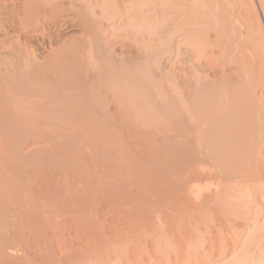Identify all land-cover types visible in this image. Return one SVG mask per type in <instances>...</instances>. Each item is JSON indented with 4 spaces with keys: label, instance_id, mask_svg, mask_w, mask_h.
<instances>
[{
    "label": "rangeland",
    "instance_id": "374dc122",
    "mask_svg": "<svg viewBox=\"0 0 264 264\" xmlns=\"http://www.w3.org/2000/svg\"><path fill=\"white\" fill-rule=\"evenodd\" d=\"M6 1L7 0L3 2V0H0V23L2 22L3 24L2 23L1 24L5 28L9 27L7 28V30L9 31L8 33H11V34H8L9 36L8 41H10V43L13 44L15 43V40L18 41L17 39L19 38V42H21V44H23V42L30 44L31 47H33L35 51V55L38 59L37 64L38 62L39 63L41 62L39 65L43 67L42 69H44V72L46 73V74L45 73L43 74V70H42L36 74V79H37L36 87L37 89H43L44 92L46 91L45 93L46 95L44 96V94L41 95L37 93L35 100H34L35 106L34 105H33L34 107L32 106V109H33L32 118L33 119H32L31 129H32V136H33V143H32L33 146L31 147L32 157H31L30 162H31V165H33L32 169L34 167L33 180L35 179L36 181L35 180L34 181L37 182V184L34 183L35 189L33 187L34 189L33 198L35 197V194L37 198H35L36 201L33 199V201L35 202H32L30 207L32 208V205L34 206L37 205L39 207L40 206L39 204L42 201L41 206H40V208L42 209L43 198L41 197L45 196L46 198H48L47 202H50V205L48 204L49 208H51V212H49V215L51 213L50 216L53 218V220L56 221V225H55V221L50 219V216H48L49 219L53 221L54 228L51 224L52 223L51 221H50L51 223H49V226L52 230L53 236L54 235L55 236L52 237L51 231H49L50 233L48 232V235L49 234L50 235L48 237L49 238L48 240L52 243L50 244V242L47 241V243L44 244L40 233L36 234L39 230H40L39 232H41L40 225L35 224L36 223L35 221L39 219V216L37 215L40 214L39 212H41V209L35 207L37 210L34 211L35 212L34 214H37L38 212V214L36 215L38 219H36V217L34 218V214H32L31 211H28V209L27 211L22 209L25 206H27L26 201L25 203L23 202L24 204L22 203V206L23 205L24 206L19 208V209H22V211H20L21 213L18 211L20 213V214L18 213V217L20 215L19 218L21 219V222L23 223H22V226H20L21 222H19V226L17 225V228H16L17 233L19 234L23 233L21 234V236L26 235L24 236L23 240L25 239V242L27 244L24 242V245H23L24 249L22 250L23 251L26 250V252L28 251L26 254H29V256L34 257L35 255L36 257L38 255L41 258V255L39 254L43 251L42 249L43 248L45 250L47 249L46 254L48 255L49 264L50 262L52 264V262H56V261L57 262L53 264H166L167 262H168L167 264H170L171 260H172L171 264L173 263L174 264H201V263L202 264L204 263L205 264H219L223 262H224L223 264H226L227 261H228L227 262L228 264L232 261V259H234L235 261L236 260L239 261L238 258L241 259L242 257L243 258H242L241 263L243 262L244 264L245 263L246 264L247 263L248 264H255V263L259 264L260 262L258 261L261 258H262L261 260L264 259V256H263L264 255V237H261V236H264V234L262 233L264 232V230L262 229V231L259 232L261 230L260 228L264 227V183H262L261 185L259 183L258 185H260L261 188L257 189L255 191L256 193L255 192L253 193L254 196L252 198L249 197V199L247 200V203H249L250 200L252 202V203L250 202V206H249L250 208L245 209V213L247 217L246 216L244 217L245 215L244 214L243 216L238 217V219L236 218L237 222L240 224H242L243 221L247 218V220H245V222L247 221L246 222L247 224L244 222L245 224L243 223L241 228H238V229L236 228L237 230H234V227L231 228L232 226H234L232 223L234 224L237 223V222H234L235 218H234V221H232V223L228 222L226 224H223V227L225 225V227L223 228L220 223L221 219L217 218L216 215L214 216L209 215L212 218L214 217V219H211L208 216H206V218L205 216H198L199 214V213L197 214L198 212L197 209H199L197 207L198 205L196 206V204H194L195 202L191 198H190L191 199L190 201L189 197L184 195L185 192L179 189L181 188L182 185H184L182 186V189L183 187L188 185L187 180L186 182L185 181L182 182L181 179L180 181L175 180L176 179L175 176L180 171L177 170L176 165L178 164H176L177 162L176 155L174 156L175 150L177 149H174L173 147L177 148L176 146L178 145H177L176 138L174 139L173 135H170V134L175 131L172 129H175L176 125H174L175 124L174 122H175V119L177 118L176 124L178 123V118H179L178 114L180 113V109L178 108L177 103H176V97H175L176 91L174 90L175 86L176 84H179L180 81H185V80L189 81V79L192 82V85L195 86V88L194 86L193 87L191 86L192 89H194L197 92L196 93L195 91H193L195 92L194 95L199 96V97L195 96L198 100V101L196 100L195 102L199 104V106L196 105L195 108L198 107L197 110L200 109L201 113L202 111H204L203 104L207 103L206 105H208V101L206 103H202L203 101L205 102V99L208 100V96L209 98L214 97L213 99L215 100H221L222 98L221 100L222 111L221 112L222 113L224 112L223 118H225V116L228 117L231 115L230 117H228V120L225 119L226 121H229V122L224 121L225 123H227V124L224 123L225 124L224 126H226V128L229 129L227 130L226 134L223 136L224 138H222L225 141L227 140V138L229 139V137L232 136V134H230L231 131L233 132L236 131L235 128L237 126L236 125L232 126V123H231L232 121L233 122L235 121V119H232V116H234L235 111L233 110L234 108H231V107L233 106L239 107L238 102L235 104V101L236 100L239 101L241 99L243 100L244 98L242 97V94L244 95L246 100L249 102L250 106L248 107V109H250V111L253 112L254 116L256 115L254 118L258 122L257 117H260V114H262L263 112L258 111V108H256L255 106L257 111L260 112L259 114L256 113L255 108H253V105H255V103L257 104V102L255 103L252 102V97H251L252 93H249V92L250 90H252L253 92V87L256 85V81H258V79L261 80L262 74H263V71L259 70L261 69V65L256 63V61L253 62L254 60H252V58L256 59V57L252 56V53L256 54L258 52L257 49L259 50L262 46H264L263 45L264 44L263 43L264 42L263 40L264 39V36H263L264 35V0H184V1L183 0L181 1H178V0H52L53 4L51 3V0H49V3H51L52 5L51 8H49L50 6L47 8L48 1L42 0V3L46 2L47 5L46 7H44L45 5L41 3L43 6L40 4L41 6L39 5V7L40 8L43 7V10L47 8L45 9V12H47L48 10V12L46 13L47 17H49L48 16L49 10L52 11L50 14H52L53 17L48 18V19H51L52 21L50 20L51 23L47 24L48 26H46L45 24L44 28L47 27L46 29L42 28V26L41 27L39 26L38 30L36 28L37 31L36 30L35 31L36 32L39 31L40 33L37 34L34 31L33 35L30 34V32H29V35L28 33L26 34V31H23L25 33L21 32V29L23 27H21L22 25L19 24L20 22L19 20H21L19 18L23 17L21 16L23 11L21 10V7H20L22 5V1L13 0L14 3L11 0H8L7 2ZM6 6L8 8L10 7L9 9H11L14 6L15 7L18 6L16 8L17 10L15 14L19 12L16 17V18L19 17L18 18L19 20L16 21L15 15H14V18L10 17V15L12 16V14L8 15L9 14L7 12L8 10L4 11L3 8H7ZM34 15H35L34 20H35L36 19L35 17L37 16L36 14ZM8 19L14 20V22ZM7 20L9 21V23H7L8 22ZM39 20L40 19H38L37 17L38 23L40 22ZM13 23L17 24V26L16 24L15 26L18 27V29H19V26L21 25L20 30H18L15 26H13L14 25ZM35 23L36 21L34 22V24ZM39 24L42 25V21ZM220 26L221 28L219 29ZM11 28L15 29L14 32H13V29ZM225 29L226 31L228 30L229 33L226 32ZM40 30L44 31L43 35L45 37L42 36V33ZM34 33L37 35H35ZM214 34H218V35H214ZM10 36L14 40L11 39ZM26 36L30 37L28 40L31 39L30 42H32V44L29 43L28 40H25L27 39ZM219 37H222L220 38L221 41L220 39H218ZM205 40L210 41L209 45H211L214 42L213 40H215L214 45L212 44V46L214 47L212 48V50L214 49L213 50L214 55L217 54V56L218 54H220V50L218 48L222 47L221 49L223 48L225 49V47H228V46L230 47V48L229 47L226 48L225 50L227 52V49H229L228 54H230L233 57V59L230 56L231 57L229 61L230 64L225 63V74H224V78L221 79V81L220 80L214 81V78L217 75L215 73L219 70L218 65H220V63L217 62L218 61L217 58L214 59L213 57H211L209 59L206 56L205 57L202 56L203 57L202 59V57L198 55L199 52H202V47H200V45L202 44V42L204 43ZM222 40H224V42ZM251 41L253 42L254 46L251 44L252 43ZM19 42L18 44L20 45ZM209 45H207L208 47L206 46V48L208 51L209 50L211 51V48H210L211 46L209 47ZM232 50H234V52ZM229 52H232V53H229ZM18 59L19 60L21 59L19 61L20 63L25 62V60L23 61L22 58H18ZM205 59H206V63H205ZM211 60L212 62H210ZM232 60L234 62H232ZM207 62H210V63H207ZM237 62L239 64H237ZM214 66L216 67V69ZM44 67L47 68L46 71ZM213 70L215 71V73ZM185 77L186 78L192 77V78L185 79ZM225 78L227 79L225 80ZM122 80H124V82H122ZM136 81L140 85L137 84ZM106 82L107 84H105ZM119 82H120V85H119ZM216 82L218 83L215 84ZM109 83L111 87L113 86L112 88L109 87L108 85ZM127 83H130V84L132 83L131 84L132 87L129 86L130 84L128 85ZM125 84H127V86H124ZM135 84H137V86ZM253 84L255 85L252 87ZM134 85H135V88H133ZM261 85H262L261 86L262 88L264 84H261ZM124 87H126L127 90ZM129 87L132 89L130 90ZM241 87H244L243 88L244 92L242 91ZM249 87L252 89H250ZM256 88H257V85H256ZM256 88H254V91L256 90ZM110 89H113V90H110ZM257 89H260V85L258 86ZM137 90L139 91L137 92ZM236 90L240 92H236ZM111 91L112 92L114 91V92L112 93ZM131 91L133 92L134 95L132 94ZM232 91H234V93H232ZM228 92H229V95H228ZM128 93L129 95H127ZM139 93L141 96L138 95ZM231 93L232 95L235 94L234 97L231 95ZM238 94L241 95V98L239 97ZM46 96H48L49 98L47 97L45 99ZM138 96L139 98L142 97V99H140L141 102L139 101ZM252 96H254V93L252 94ZM132 97H137L138 100H133L135 101V103L133 101L131 103V99H133ZM165 97L167 98V100ZM237 98H240V99H237ZM36 100L39 102H37ZM48 100L53 101L52 102L53 104H51ZM127 101H128V104L129 103L131 104L128 105ZM244 101L245 99L242 101V103H248ZM159 102L161 103V105H159L160 104ZM223 103H225L224 107H223ZM227 104H229L228 106L230 108L226 106ZM162 105H164V108L165 107L166 108L163 109ZM244 106L245 104L243 105V107ZM209 107H210V99H209ZM169 108H172V109H169ZM175 108H178L179 110ZM205 108L208 109V107H205ZM239 108H241V103H240ZM166 109H168V111H165ZM210 109L211 107L209 108V110ZM231 109L233 111L230 112V115L229 113L227 114V111L229 112L231 111ZM236 109L237 108H235V110ZM245 110H247V107ZM248 111L247 113L249 114L250 111L249 112ZM205 112L206 113H203V114L207 115L206 110ZM168 116L169 118L174 119V120L170 121V119H168ZM245 116L247 118L246 120L248 121L250 120L249 121L250 123L251 121L253 123L254 121H256V120L253 121V119L251 120V117L253 115L252 116L245 115ZM234 117L236 118V116ZM262 117H264V114H262ZM167 120H169L168 123H167ZM238 120L239 119H237V122ZM260 120L262 121V122H259L260 123L259 125L261 126L264 120L259 119V121ZM249 122H247V124H249ZM131 125L134 126V128L136 129L131 127ZM244 125L246 129L244 133H246L249 127L246 128L247 126L246 124L241 125V127ZM259 125L258 123L255 125L256 132H254L255 130L252 131L253 126H251L252 130H251V127L250 129H248V132L250 131L255 136L258 134L256 136V138L258 137V139H256L255 136L251 134L252 136H254V139H255L254 140L252 137L253 140L251 142H250L251 139L249 138L250 135L248 132H247L248 137H245L247 136V134H245L244 136L242 134V138H239V139L236 137V132H235V135L234 134L233 135L235 136L234 138H236V141L238 140L240 142L245 137L246 139L243 140L245 144H246L245 141L247 140V138H249L250 140L248 139L247 142L249 141L250 143H247L245 149L248 147H249L248 149L251 148L250 149L251 151L248 149L246 150L248 151V153L250 151L252 154L251 155L247 154L244 147L242 146L244 149L243 154L245 153V155L247 154L249 155V157L250 156L254 157L258 155L254 157V159L255 158L257 159L258 157L259 160L263 162L261 161L259 162L257 159V164L259 162V164L261 163L262 165H264V130H263L264 126L262 125L260 129L258 127ZM158 126L161 127L162 129L159 128ZM210 126L211 125H209V128L207 127V129L205 128L201 132L198 131V134L201 133V135H205L209 132L208 133L209 135H206L207 138H209L210 135H212L210 134L211 133ZM147 127L150 129H147ZM154 128H156L157 131H160V134L162 136H160V134L156 132V129L154 130ZM257 128L260 129L261 132ZM165 130L167 134L169 133V135L165 133ZM168 130L170 131L172 130V131L170 132ZM148 131H151L153 133L150 132L151 133L150 134ZM206 131L208 132L206 133ZM154 132L159 134L158 136L161 138L163 136H167L166 138L170 136L173 139L169 137L170 141L168 139L166 141L165 139L163 143H161L163 139H160L157 136V134H155L156 135L155 136ZM196 133L194 134L197 136L198 134ZM143 135H145L146 137ZM234 138H233V142L235 141ZM19 139L20 141H18ZM18 140L12 143L13 146H10L11 145L10 144L9 149L11 147H12L11 149L19 148L20 144H22L21 141L23 140L22 138H18ZM165 141L168 143H165ZM174 141L176 142L172 143ZM233 142L231 140L228 143L229 144L232 143L233 146L232 144H230L231 148L235 149L236 147L234 145L238 144V142L237 143L236 142L233 143ZM255 143H256V145H254L255 147L252 146ZM165 145H169V146L171 145V146L169 147ZM238 146H241V145L238 144ZM11 149H10V156H11V151H16V149H13V150ZM253 150L254 152L256 151V154L253 152ZM172 152L174 153L172 154ZM13 153H17V151ZM13 153L12 155H15L16 157L17 155ZM245 155H243L244 159H248L246 158L248 156L247 155L245 156ZM19 156L21 157V155L19 154L17 159L20 158ZM172 156L175 157V159ZM12 157L10 159H12ZM15 157L13 158L16 159ZM161 157L163 158L165 157L166 159L168 158L169 161L167 160L168 162L165 163L166 162V159H165V162L162 161L161 163V160L163 159V158L161 159ZM169 157H171L172 160L174 159V161L172 162ZM21 159L15 160L16 162L12 159L13 160L12 163H15L16 165L17 161L20 163L19 160ZM249 159L251 161L250 163H252V160L253 161L256 160V159L254 160L251 158ZM249 159H248V162H249ZM22 162L23 160H21V163ZM170 162H172L173 164L175 163L176 165L174 164L173 166L172 164L173 167L170 166L169 168V165L171 164ZM22 164H24V162ZM17 165H21V164H17ZM162 165L164 167H162ZM19 168H21V166H19ZM160 168L161 169L164 168V170L162 171ZM173 169L177 171H174ZM201 169L197 170L198 172H201V173L198 174V172H196L199 175V176L197 175L198 177L195 176L196 173L193 174L192 176H195L193 177V179L194 180L196 179L198 184L203 187L204 185L206 186L207 184L212 183L213 171L211 170L209 171V173L212 172L211 173L212 176H210L209 173H206L208 172L207 171L208 169L205 170L204 172L205 174L202 171L203 169L202 170ZM167 172H170V173H167ZM176 172L178 173L174 174ZM184 172L186 173V171ZM163 174L165 175V178ZM204 175L208 176V178H205ZM166 178L167 180L168 179H171V180L167 181ZM173 178L174 180H172ZM42 179L44 180V182ZM102 180H104V183ZM170 181H172V183ZM163 182L164 184H167V185L165 186ZM169 183H171V185L174 186V188L170 186ZM174 183H177V184H174ZM183 183H187V184H183ZM136 184H140V185H136ZM103 186L105 187L102 188ZM139 186L141 187L143 186V187L141 188ZM136 187H138L140 191ZM149 187L151 189H149ZM154 187H156V189ZM158 187L161 190H159ZM166 187L168 190H166ZM105 188H108L110 192L108 189L106 190ZM111 188H112V191H111ZM152 188L155 190L154 192ZM142 189H143V192H142ZM178 189L181 191L180 194H178L179 192ZM150 190L152 191V193ZM162 190H163V193H162ZM145 191H148V193L150 192L153 196L150 193L147 195V192ZM167 191L168 193H166ZM182 191H183V195L181 194ZM123 192H126V193H123ZM102 193H105V194H102ZM106 193H108L109 195L105 196ZM122 195H124L125 199H128V200H125L124 196ZM147 196L150 198V200H152L155 197V200H156L155 202H157L155 203L156 205L151 204V202H153L154 199L150 201L149 198H147ZM242 196H243L242 198H244L243 194ZM109 197L110 198L112 197V200H110ZM145 197L146 199H143ZM181 197L182 198L185 197L184 199L186 201L182 199ZM40 198H41V201L39 200ZM46 198H44V200H46ZM99 198H101L102 200L100 199L99 201ZM115 198L117 199V201L114 200ZM175 198L178 200H176ZM247 198L248 197H246V199ZM120 199L123 201H121ZM157 199L162 202L165 201L166 199V202L164 203H166L167 205L162 204V202H159ZM180 199L182 201H180ZM187 199H189V201ZM124 200H125V204H124ZM38 201H40L39 204H33ZM114 201L116 202V205ZM187 201L189 204L187 203ZM99 202H101L102 204ZM104 202L106 203V205ZM170 203H172V207L171 205H169ZM185 203H187L188 205H186ZM191 203H192V206L193 205L195 206L194 207L196 208L195 210L191 206ZM120 205H121V208H120ZM176 206L178 207L175 208ZM188 206H191L192 208L190 207V209H188ZM125 207L128 210H126ZM128 207L134 208V209H129ZM169 208L171 209L169 210ZM123 210H124V213L122 212ZM129 210L131 213L129 212ZM184 211L187 212L188 216L185 214L186 212L184 213ZM27 212L28 214L31 213L30 215H28V217L26 216ZM121 212H122V216L124 215L126 217H129V219L131 218L132 219L131 220L127 219L128 221H126L125 220L126 217L125 218L124 216L122 217L120 214ZM142 212L143 213L145 212L144 213L145 216ZM175 212H179V213H175ZM22 213H25L26 215ZM133 213H135V215ZM140 213H142L143 215H141ZM180 213L182 214L183 218L181 217ZM247 213L250 215H248ZM21 215L22 216L25 215L26 217L24 218L26 219L22 218ZM137 217H138V221L140 222V224H138ZM145 218L147 219L145 220ZM202 218H204L206 222L203 221L204 219ZM33 219H34L33 222L35 223H32ZM167 219L168 220L171 219L169 221L170 223L168 222ZM189 219L192 221H190ZM239 219L241 220V222ZM28 220L29 222L27 223ZM134 220L136 221V224H135L136 226L133 225L135 223ZM211 220H214V223H212ZM38 221L40 223V220ZM64 221L66 222V225ZM197 221H200L205 226H203V228H200L202 227V224ZM128 223L129 224L132 223V225L130 226ZM172 223H174L175 226ZM187 223L189 224L187 225ZM197 223L199 226L201 224V226L199 227ZM28 224L30 225V227H33V228H30ZM32 224L33 225L35 224L34 226L38 225V227H34ZM62 224L63 226H61ZM102 224H104L103 226L105 228L102 227ZM195 224H196V227H195ZM207 224L209 227L206 226ZM138 225L142 227L139 228ZM169 225L174 226L175 229L172 230L173 227L170 226L171 229L169 230ZM185 225H187V227ZM253 225L254 226L256 225L258 227L254 228ZM132 226L135 227L136 229L134 228L135 230H132L133 229ZM143 227H144V231H143ZM191 227H193L194 229H197L195 233H192V231L194 232V229L192 228L193 229L192 230ZM215 227L217 229L219 228V231L216 230ZM61 228L64 230V232L60 230ZM138 228L140 229V232L142 233V235H140ZM151 228L153 229V231H155V229L157 228L158 231L156 230V232H153ZM186 228L188 231L186 230ZM208 228L210 231H208ZM20 229H21V232H18L20 231ZM33 229H37L38 231L36 230L35 232ZM55 229L57 232H55ZM104 229H107V230L104 231ZM214 229L216 230V232L214 231ZM254 229H257V230H254ZM203 230L206 232V234ZM14 231H15V228H14ZM106 231L109 232V234ZM114 231H116L118 234H116V232ZM125 231L126 233L127 232L128 233H127V236L124 238L123 236L126 235V234L124 235ZM133 231H137V232H133ZM234 231L235 232L239 231V233H235ZM53 232L56 234H54ZM102 232H103V235H101ZM138 232L139 234L136 235V233ZM161 232L163 233L165 232V233L162 234ZM208 232L209 233L212 232V233L209 234ZM213 232L216 234H214ZM221 232L223 234L220 235ZM250 232L251 234L252 233H255V234H252L251 236ZM58 233L59 235H57ZM120 233L121 235H119ZM234 233L237 236H235ZM60 234L63 235L62 238H60L61 236ZM144 234H148V235L145 236ZM165 234H168V235L165 236ZM172 234L174 235V237ZM32 235H34L37 239L34 238V236ZM104 235H105V238L109 237L111 239L108 238L109 240L107 239L104 240L103 238ZM115 235L117 238H119L118 242H116L118 239L115 237ZM153 235H154V238L156 239H153ZM199 235H205V237L204 236L200 237ZM224 235L227 241L225 240ZM246 235L248 236L246 237ZM56 236L58 238H56ZM142 236L144 237L142 238ZM148 236L150 238H148ZM198 236L200 239L198 238ZM218 236L219 238H217ZM160 237L163 240H161ZM168 237L176 238L177 241L175 239L170 238L174 242L170 241L173 244H169V242H166V240L167 241L170 240L168 239ZM244 237L246 241L252 237L256 238V239L252 238L253 240H256V241H254L253 243L250 239V242H252V244L251 243L249 244L252 246H249L246 244L243 245L244 240H245ZM38 238L40 239L38 240ZM131 238L133 240L129 241V239ZM144 238H146V240ZM54 239L55 240L58 239L57 240L58 243H56ZM60 239L62 240L64 239V241ZM149 239L152 241V245L154 244L153 246L151 245V242ZM197 239H199V241L200 240L202 241H200L199 243ZM241 239L242 240L244 239V240L242 241ZM103 240L106 242H104ZM36 241H38L39 244H37L38 242ZM121 241L124 244H121ZM159 241L161 244L160 246H159ZM193 241H195L197 245L199 244L198 247ZM233 241L235 242V244ZM131 242H134V243H131ZM183 242L185 244H183ZM105 243L107 244V246H105L106 245ZM112 243H113V246L115 245L114 248L111 245ZM174 243H175V246H174ZM190 243H193L194 246L193 244H190ZM57 244L58 245L60 244L63 246H59L60 248L58 249ZM64 244H65V247H64ZM125 244H126V247H125ZM131 244L135 246L133 247ZM241 244L243 245V247H246V246L248 247H246V249L244 250ZM118 245L119 246L123 245L122 248L121 247L120 248L124 250L118 249L119 248ZM163 245H164L165 251L161 248ZM190 245H192V247ZM201 245L203 246V249H200L202 248ZM224 245H226L227 247ZM235 245L237 248L235 247ZM35 246L36 248L34 249ZM50 247L52 249H50ZM62 247L64 248V251L67 248V251L65 252L61 251L63 249ZM194 247L196 249H194ZM225 247L227 248V250ZM125 248L127 250H125ZM152 248H153V252L151 250ZM210 248L213 252L210 250ZM223 248L226 251H224ZM176 249H177V252L175 253ZM220 249H223V250L221 251ZM130 250H132L133 252ZM135 250L137 251V253L134 252ZM194 251L195 253H193ZM210 252L212 253L210 254ZM219 252L220 254H218ZM222 252H227V253H222ZM118 253L119 254L121 253L120 255L123 258L119 256ZM198 253H201L199 254L201 257L198 256ZM206 253L209 255H207ZM166 254H168L167 255L169 256L168 258ZM187 254H189L188 257H187ZM239 254L241 255L243 254V256ZM176 255L177 257H175ZM38 256L36 257V260L40 261L39 260L40 258ZM205 256L206 257L211 256V257L209 258L207 257L206 259ZM49 257H51L50 258L51 261L49 260ZM193 257L194 258L197 257V258L194 259ZM141 258H142V262H140ZM165 259L167 260L164 261ZM202 259H205V260L203 261ZM59 260H61L60 263H59ZM173 260H176L177 262ZM38 261H37V264H40L41 261L40 262ZM125 261L127 262L125 263ZM12 264H15V263H12Z\"/></svg>",
    "mask_w": 264,
    "mask_h": 264
},
{
    "label": "bare ground",
    "instance_id": "6f19581e",
    "mask_svg": "<svg viewBox=\"0 0 264 264\" xmlns=\"http://www.w3.org/2000/svg\"><path fill=\"white\" fill-rule=\"evenodd\" d=\"M8 1V0H7ZM6 1V2H7ZM11 1H13V0H11ZM19 1V0H18ZM17 1V2H18ZM22 1V5H21V3H20V7H21V10L23 11V13L21 14V16H23V17H18L19 19H21V20H19L18 18H16L17 17V15H18V13L17 14H15V12H16V8L18 7H12L11 9H9L7 6V8H3L4 9V11H7L9 14L8 15H10V14H12V16L10 15V17H12V18H14V15H15V18H16V21L17 20H19L20 22H19V24H21L20 26L21 27H23L22 29H21V32H23V31H26V34L28 33V35H29V32H30V34H32L33 35V32L36 30V28H37V30H38V27L40 26H42V28H44L45 27V24H46V26H48L47 24H49V23H51V19H48L49 17H53V15L52 14H50L52 11L51 10H49V14H48V16L49 17H47V12H48V10H47V12H45V9H47L49 6V8H51L52 7V5H51V3H52V0H51V3H49V0H45V1H48V6H47V8H45L44 10H43V7H41L42 8V10H41V8L39 7V5L42 3V0H21ZM20 1V2H21ZM178 1H181V0H178ZM184 1V0H183ZM3 2H5V0H3ZM13 3H14V1H13ZM12 3V4H13ZM19 3V2H18ZM17 3V4H18ZM45 3V4H44ZM44 3H42L43 5H45L44 7H46V2H44ZM16 4V5H17ZM41 4V5H42ZM53 4V3H52ZM40 5V6H41ZM42 5V6H43ZM38 6V7H37ZM114 6V5H113ZM164 8V7H163ZM6 9V10H5ZM20 11V10H19ZM21 11V12H22ZM20 12V13H21ZM7 14V13H6ZM34 14H36V16L38 17V19H40L39 21L41 22L42 21V25H40L39 23H38V21H37V17H35L36 19L34 20ZM46 14V15H45ZM20 16V15H19ZM6 18V17H5ZM9 18V17H8ZM7 19V18H6ZM54 19V18H53ZM8 20H10V21H12V22H14V20H11V19H8ZM7 20V21H8ZM51 20V21H50ZM3 21V20H2ZM6 21V22H7ZM15 21V22H16ZM36 21V23L34 24V22ZM4 22V21H3ZM2 23V22H1ZM0 23V264H12V263H15V264H37V261L38 260H36V257L38 256H36L35 257V255H34V257L33 256H29V254H26L27 252H26V250L25 251H23L22 249H24V242H25V239L23 240V238H24V236H26V235H22L21 236V234H23V233H21V234H19V233H17L16 231V228H17V225L19 226V222H21V219L19 218L20 217V215H19V217H18V213L20 212V211H22V209L23 210H25V211H27V209H28V211H31V213L32 214H34L35 212V210H37L35 207H37V208H39V209H41L40 208V206H41V203H42V201H41V198H43V207H42V209H41V212H39L40 214H38V212H37V214H34V218L36 217V215L37 216H39V219H38V217H36V219H38V220H40V223H39V221L38 220H36L35 222H33L34 221V219L32 220V223H35V224H38V225H40V229H41V232H39L37 229H33L35 232H36V230L38 231L36 234H38V233H40V235H41V237H42V239H43V242H44V244H46L47 243V241H49L48 239V237H49V235H48V232L49 231H51V234H52V230H51V228H50V226H49V223H51L52 224V226H53V221H55V220H53V218L50 216L51 215V213H50V215H49V212H51V208H49V206H48V204L50 205V202H47V200H48V198H46L45 196L43 197H41L39 200L41 201V203L39 204V202L40 201H38V202H36V203H33V204H39L40 206L38 207L37 205H32V208L30 207V205L32 204V202H35L36 200H35V198H37L36 197V194H35V197L33 198V196H34V189H35V187H34V183H36L37 184V182H35L34 180H33V169H34V167H33V169H32V166L33 165H31V162H30V160H31V157H32V153H31V147L33 146L32 145V143H33V136H32V129H31V127H32V117H33V109H32V106L34 105L35 106V97H36V95H37V93H39V94H41V95H43L44 94V96L46 95L45 93H46V91L44 92L43 91V89H37V87H36V74L37 73H39L40 71H42L43 70V74L45 73L44 72V69H42L43 67L41 66V65H39L40 63L38 62V64H37V61H38V59H37V57H36V55H35V51H34V49H33V47H31V45L30 44H27V43H25V42H23V44H21V42H19V38L17 39L18 41H16L15 40V43H10V41H8V39H9V36H8V34H11V33H8L9 31L7 30V28H9V27H7V28H5L4 26H2V24ZM7 23H9V21L7 22ZM39 25H38V24ZM14 24V23H13ZM16 24V23H15ZM15 24L13 25V26H15ZM231 24V23H230ZM9 25V24H8ZM220 25V24H219ZM16 26H17V24H16ZM15 26V27H16ZM19 26V29H18V27H16L18 30H20V27ZM229 26V25H228ZM227 26V27H228ZM10 27H12V26H10ZM14 27V28H15ZM217 27H218V25H217ZM47 28V27H46ZM46 28H44V29H46ZM221 28V26L219 27V29ZM229 28V27H228ZM11 29H13V28H11ZM218 29V30H219ZM10 30V29H9ZM14 30L15 29H13V32H14ZM36 30V31H37ZM235 30V29H234ZM17 31V30H16ZM35 31V32H36ZM41 31V30H40ZM225 31H226V29H225ZM232 31V30H231ZM10 32H12V31H10ZM18 32V31H17ZM45 32H46V30H45ZM218 32V31H217ZM226 32H228L229 33V31L227 30ZM23 33H25V32H23ZM37 34L38 33H40L39 31L38 32H36ZM41 33H42V36H44L43 35V33H44V31L42 30L41 31ZM208 33V32H207ZM206 33V34H207ZM214 33V32H213ZM216 33V32H215ZM25 34V35H26ZM35 34V33H34ZM37 34H35V35H37ZM227 34V33H226ZM24 35V36H25ZM27 35V36H28ZM214 35H218V34H214ZM230 35V34H229ZM18 36H19V34H18ZM21 36V35H20ZM26 36V37H27ZM210 36V35H209ZM208 36V37H209ZM225 36V35H224ZM223 36V37H224ZM264 36V35H263ZM45 37V36H44ZM207 37V38H208ZM214 37V36H213ZM10 38H11V36H10ZM30 37H27V39H25V40H28ZM32 38V37H31ZM216 38V37H215ZM220 38H222V37H219L218 39H220ZM232 38V37H231ZM11 39H13V38H11ZM10 39V40H11ZM21 39H22V37H21ZM256 39V38H255ZM263 39V38H262ZM14 40V39H13ZM202 40H203V38H202ZM211 40H212V38H211ZM253 40V39H252ZM257 40V39H256ZM264 40V39H263ZM29 41V43H31L32 44V42H30L31 41V39L30 40H28ZM214 41V42H213ZM212 42V44L214 45V43H215V40H213ZM220 41H221V39H220ZM223 42H224V40H222ZM226 41V40H225ZM16 42H17V44H18V42L20 43V45L18 44H16ZM27 42V41H26ZM202 42V41H201ZM209 42L210 41H208V40H205V42L203 43L202 42V46L200 45V47H202V52H199V54L198 55H200L201 57L202 56H206V57H208L209 59L211 58V57H213L214 59L215 58H217V62H219L220 63V65H221V67H220V65H218L219 67H218V71L215 73V69H216V67H215V69L213 70L214 71V73L215 74H217L216 76H215V78H214V81H218V80H220L221 81V79H223L224 78V74H225V63H228V64H230L229 63V61H230V58L232 57L230 54H228V50L229 49H227V52H226V48H228V47H225V49L223 48V49H221L222 47H220V48H218L219 50H220V54H218V56H217V54L216 55H214V52H213V50H212V48H214L213 46H212V44L211 45H209ZM219 42V41H218ZM252 42V41H251ZM250 42V43H251ZM256 42V41H255ZM264 43V42H263ZM14 44H16V45H14ZM25 44V45H24ZM204 44V45H203ZM252 45H253V42L251 43ZM250 44V45H251ZM255 44H257V43H255ZM207 45H209V47L211 48V51L209 50H207V48H206V46ZM264 45V44H263ZM199 46V45H198ZM254 46V45H253ZM257 46V45H256ZM199 47V48H200ZM208 47V46H207ZM263 47V48H262ZM259 50L257 49V51H255V52H257L256 54H254V53H252V56H254V57H256V59L254 58H252V60H254L253 62H255L256 61V63H258V64H260L261 65V69H259V70H262L263 71V74H262V79L260 80V79H258V81H256V85H257V88H258V86L260 85V89H257L256 88V85L255 84H253L252 85V87H253V92H252V90H250V92L249 93H254V96H252V94H251V97H252V102L253 103H255V102H257V104L255 103V105H253V108H255V106H256V108H258V111H262L261 113L262 114H264V86L261 88V84H264V46H262ZM209 48V49H210ZM230 48V47H229ZM250 48H251V46H250ZM258 48V47H257ZM256 49V48H255ZM254 49V50H255ZM262 49V50H261ZM217 50V49H216ZM218 50V51H219ZM251 50H253V49H251ZM222 51V52H221ZM233 52H234V50H232ZM213 52V53H212ZM229 53H232V52H229ZM254 54V55H253ZM234 55H235V53H234ZM256 55V56H255ZM231 56V57H230ZM236 57V56H235ZM241 57V56H240ZM15 58H16V60H15ZM18 58H22L23 59V61L25 60V62L24 63H20L19 61L21 60H19ZM207 58V59H208ZM238 58V57H237ZM202 59H203V57H202ZM214 59H213V61H214ZM232 59H233V57H232ZM244 59V58H243ZM235 60V59H234ZM242 60V59H241ZM22 61V62H23ZM208 61V60H207ZM228 61V62H227ZM201 62V61H200ZM210 62H212V60L210 61ZM210 62H207V63H210ZM216 62V63H217ZM232 62H234L233 60H232ZM236 62V61H235ZM205 63H206V59H205ZM200 64V63H199ZM215 64V63H214ZM235 64V63H234ZM237 64H239L238 62H237ZM245 64V63H244ZM23 65V66H22ZM22 66V67H21ZM257 67H258V65H257ZM45 68V67H44ZM256 68V67H255ZM46 69L47 68H45V71H46ZM210 71V70H209ZM212 72V71H211ZM187 73V72H186ZM213 73V72H212ZM212 73H211V75H212ZM243 73V72H242ZM42 74V73H41ZM46 74V73H45ZM214 74V75H215ZM261 74V73H260ZM40 75V74H39ZM188 75V74H187ZM227 75V74H226ZM246 75V74H245ZM38 76V75H37ZM44 76V75H43ZM186 76V75H185ZM210 76V75H209ZM243 76H244V74H243ZM183 77V76H182ZM192 77H194V76H192ZM192 77H189V78H192ZM211 77V76H210ZM227 77V76H226ZM189 78H186L185 77V79H189ZM240 78V77H239ZM244 78V77H243ZM247 78V77H246ZM227 78H225V80H226ZM116 80V79H115ZM178 80H179V78H178ZM245 80V79H244ZM243 80V81H244ZM257 80V79H256ZM119 81V80H118ZM189 81H190V79H189ZM180 81V83L179 84H176V86H175V91H176V103H177V106H178V108L180 109V113L178 114L179 115V118H178V123L176 124V119H175V124L174 125H176V127H175V129H172V130H175L173 133H171L170 135H173V137H174V139L176 138V141H177V145L178 146H176L177 148H175V147H173L174 149H177V150H175V153L174 152H172V154L174 153V156L176 155V161L178 162V160H179V162L177 163L176 161V164H178V165H176L175 163V165H176V167H177V170H179L180 172L178 173V172H176V173H174V174H177L175 177H176V179L175 180H178V181H180V179H181V181L182 182H186V180H187V182H188V185H186L185 187H183V189H182V186H184V185H182L181 186V188H179L180 190H183L185 193H184V195H186L187 197H189V199L191 198L195 203L194 204H196V206L199 208V209H197V214H198V216H205V218H206V216H208V217H210V216H214V215H216L217 216V218H220L221 219V221H220V223H221V225H222V227H223V224H226V223H232V221H234V218H235V221L234 222H237V220H236V218L238 219V217H240V216H243L244 214V217L246 216L247 217V215H246V213H245V209H248V208H250L249 206H250V202H251V200H250V202L249 203H247V200L249 199V197H253L254 195H253V193L257 190V189H259V188H261L260 187V185L262 184V183H264V165H262L261 163L259 164V162L261 161V160H259V158L257 157V159H258V164H257V159L255 160L254 159V157H256V156H258V155H256V156H250L249 157V155H251L252 153L250 152L251 150V148L250 149H248V148H246V149H248V150H250L249 151V153H248V151L245 149V147H246V145H247V143H250L253 139H254V134L253 133H251L250 131L248 132V129H250V127L251 126H253V130H252V127H251V130L252 131H254L255 129H256V124L258 123V125L260 124L259 122H262L261 120L259 121V119H262V120H264V117H262V114H260V117H257V119H258V122H257V120L254 118L255 116H254V114H253V112L252 111H250V109H248V107L250 106L249 105V102L246 100V98L244 97V95L242 94V97L245 99V101L244 102H248V103H242V101L244 100H239V101H235V104L238 102V105H239V107H240V103H241V108H239V107H236V106H233V107H231V108H234L233 110L235 111V114H234V116H236V118L234 117V116H232V119H235V123L232 121L231 123H232V126L233 125H236L235 127V130L236 131H231V133L230 134H232V136L231 135H229V136H231V137H229V139L227 138V140L225 141L224 139H222V138H224L223 136L226 134V132H227V130H229L228 128H226V126H224L225 124H227V123H225L224 121H226V120H228V117H230L231 115H230V112H232L233 110L231 109V111H227V114L229 113V115L230 116H225V118H223V113L221 112L222 111V102H221V100H222V98H221V100H215V99H213L211 96V98H209V96H208V100H206L205 99V102L203 101L202 103H206L207 101H208V105H206V104H203L204 105V111H202V113H201V110L199 109V110H197L198 109V107L197 108H195V106L196 105H198L199 106V104L198 103H196L195 101L197 100V98L196 97H199L198 95L196 96V95H194V93L196 92L194 89H192V87L194 86V85H192V82L190 81ZM108 82V81H107ZM107 82L105 83V84H107ZM122 82H124V80H122ZM129 82V81H128ZM186 82V83H185ZM226 82V81H225ZM246 82V81H245ZM136 83H137V81H136ZM194 83V82H193ZM218 82H216L215 84H217ZM247 83V82H246ZM255 83V82H254ZM116 84H118V83H116ZM123 84V83H122ZM128 85L130 84V83H127ZM127 84H125L124 86H127ZM132 84V83H131ZM131 84L129 85V86H131ZM137 84H139V83H137ZM137 84H135L136 86H137ZM214 84V85H215ZM220 84V83H219ZM109 85V87H111V85H110V83L108 84ZM119 85H120V82H119ZM119 85H118V87H119ZM135 85H134V87L133 88H135ZM140 85V84H139ZM225 85V84H224ZM244 85V84H243ZM242 85V86H243ZM105 86V85H104ZM192 86V87H191ZM222 86V85H221ZM226 86V85H225ZM241 86V85H240ZM108 87V86H107ZM108 87V88H109ZM113 87V86H112ZM111 87V88H112ZM132 87V86H131ZM246 87V86H245ZM107 88V89H108ZM125 89H126V87H124ZM130 88V87H129ZM137 88V87H136ZM170 88V87H169ZM194 88H195V86H194ZM242 88V91H243V88L244 87H241ZM247 88V87H246ZM250 88V87H249ZM254 88H256V90L254 91ZM117 89V88H116ZM132 88H130V90H131ZM141 89V88H140ZM250 89H252V88H250ZM110 90H113V89H110ZM115 90V89H114ZM127 90V89H126ZM170 90V89H169ZM241 90V89H240ZM116 91V90H115ZM139 90H137V92H138ZM193 91H195V92H193ZM247 91V90H246ZM112 92V91H111ZM114 92V91H113ZM112 92V93H113ZM132 92V91H131ZM136 92V93H137ZM236 92H240V91H237L236 90ZM244 92V91H243ZM242 92V93H243ZM49 93V92H48ZM47 93V94H48ZM130 93V92H129ZM129 93L127 94V95H129ZM141 93H142V91H141ZM197 93V92H196ZM223 93V92H222ZM232 93H234V91H232ZM232 93H231V95H232ZM132 94H133V92H132ZM226 94V93H225ZM49 95V94H48ZM134 95V94H133ZM138 95H140V93L138 94ZM143 95V94H142ZM214 95V94H213ZM227 95V94H226ZM228 95H229V92H228ZM234 95L235 94H233L232 96L234 97ZM239 95V94H238ZM131 96V95H130ZM137 96V95H136ZM141 96V95H140ZM158 96V95H157ZM196 96V97H195ZM225 96V95H224ZM37 97H39V96H37ZM48 96H46L45 97V99L47 98ZM174 97V98H175ZM239 97L241 98V95H239ZM49 98V97H48ZM129 98V97H128ZM133 99H131V103H132V101L133 100H138L139 99V101L141 102V100L140 99H142V97L141 98H139V96H138V99H137V97H132ZM134 98H136V99H134ZM166 98V97H165ZM169 98V97H168ZM201 98V97H200ZM240 98H237V99H240ZM37 99V98H36ZM43 99V98H42ZM52 99V98H51ZM209 99H210V107H211V109L209 110ZM254 99V100H253ZM39 100H40V98H39ZM53 100H54V98H53ZM56 100V99H55ZM127 100V99H126ZM163 100H165V99H163ZM166 100H167V98H166ZM37 101V100H36ZM49 101V100H48ZM129 101V100H128ZM128 101H127V104H128ZM143 101V100H142ZM198 101V100H197ZM241 101V102H240ZM37 102H39V101H37ZM43 102V101H42ZM51 104H53L52 102L53 101H49ZM54 102H56V101H54ZM59 102H60V100H59ZM134 103H135V101H133ZM138 102V101H137ZM165 102V101H164ZM240 102V103H239ZM46 103V102H45ZM120 103H121V101H120ZM119 103V104H120ZM131 103H129V104H131ZM160 103V102H159ZM158 103V104H159ZM169 103V102H168ZM196 103V104H195ZM49 104V103H48ZM54 104H56V103H54ZM118 104V103H117ZM123 104H125V103H123ZM128 104V105H129ZM225 103H223V107L225 106L224 105ZM234 104V105H235ZM245 104V106L247 107V110H245L246 109V107L244 106L243 107V105ZM159 105H161V103L159 104ZM169 105H171V104H169ZM206 105V106H205ZM229 104H227L226 106H228ZM233 105V104H232ZM33 106V107H34ZM117 106H119V105H117ZM163 106V109H165L164 108V105H162ZM165 106H167V105H165ZM175 106V105H174ZM176 106V107H177ZM205 107H208V109L207 108H205ZM229 107V106H228ZM174 108V107H173ZM178 108H175V109H177V110H179ZM227 108V107H226ZM230 108V107H229ZM228 108V109H229ZM235 108H237L236 110H235ZM243 108H245V109H243ZM255 108V111H256V113H260V112H258L257 111V109ZM169 109H172V108H169ZM221 109V110H220ZM260 109V110H259ZM205 110L207 111V115L206 114H203V113H206L205 112ZM250 111V113L248 114L247 113V111ZM164 111V110H163ZM165 111H168V109H166ZM225 111H226V109H225ZM245 111V112H244ZM248 111V112H249ZM176 113V112H175ZM234 113V112H233ZM233 113H231V114H233ZM255 113V114H256ZM165 114V113H164ZM203 114V115H202ZM175 115V114H174ZM206 115V116H205ZM225 115V114H224ZM245 115H247V116H252L251 117V120L253 119V121L254 120H256V121H254V123L251 121V123L248 121V120H246L247 118H246V116ZM262 117V118H261ZM143 118V117H142ZM167 119V118H166ZM168 119H170V121L172 120H174V119H171V118H169V116H168ZM226 119V120H225ZM237 119H239L238 120V122H237ZM141 120H143V119H141ZM165 120V119H164ZM164 120H163V122H164ZM230 120V119H229ZM166 121V120H165ZM245 121H247V122H249V124H247V122H245ZM169 122V120H167V123ZM226 122H229V121H226ZM166 123V124H167ZM225 123V124H224ZM234 123V124H233ZM239 123V124H238ZM246 124L247 126H246V128L247 127H249L248 129H247V132L249 133V135L251 136H249V138L251 139H249V138H247V140L249 139L250 140V142L248 141L247 142V140L245 141L246 142V144L244 143V139H246L245 137H248V134H247V132L246 133H244V131H246V129H245V125L244 126H242L241 127V125H243V124ZM253 123V124H252ZM170 124V123H169ZM250 124H252V125H250ZM137 125V124H136ZM156 125V124H155ZM172 125V124H171ZM179 127H178V126ZM209 125H211L210 126V134H212V135H210V137L209 138H207V136L206 135H209L208 133V131H206V133L207 134H205V135H201V133L200 134H198V131L199 132H201V131H203L205 128L207 129V127L209 128ZM250 125V126H249ZM263 126H264V121H263V124H262ZM262 125L260 126H258L260 129H261V127H262ZM162 126V125H161ZM173 126V125H172ZM131 127H133L134 128V126H132L131 125ZM131 127H129V128H131ZM140 127V126H139ZM138 127V128H139ZM159 127V126H158ZM158 127H156V128H158ZM171 127V126H170ZM174 127V126H173ZM178 127V128H177ZM240 127V128H239ZM255 127V128H254ZM141 128V127H140ZM152 128H153V126H152ZM156 128H154V130L156 129ZM159 128H161V127H159ZM177 128V129H176ZM225 128V129H224ZM134 129H136V128H134ZM147 129H150V128H148L147 127ZM162 129V128H161ZM231 129V128H230ZM258 129V128H257ZM260 129H258L260 132H261V130ZM263 129V128H262ZM163 130H164V128H163ZM171 130V131H172ZM226 130V131H225ZM233 130V129H232ZM264 130V129H263ZM162 131V130H161ZM168 131H170V130H168ZM170 131V132H171ZM137 132H138V130H137ZM147 132V131H146ZM149 133L151 132V131H148ZM156 132H158L159 134H160V131H157V129H156ZM156 132H154V135L155 134H157ZM197 132V133H196ZM235 132H236V137L239 139V138H242V134H243V136L245 135V134H247V136H245L244 138H243V140H241V142L240 141H236V138H234L235 136ZM238 132V133H237ZM254 132H256V130L254 131ZM258 132V131H257ZM141 133V132H140ZM151 133H153V132H151ZM150 133V134H151ZM165 133L167 134V132H166V130H165ZM194 133H196V134H198L197 136L194 134ZM241 135H240V134ZM21 134H22V136H21ZM159 134H157V136L159 135ZM203 134V133H202ZM234 134V135H233ZM251 134H253L254 136H252ZM154 135H153V137H154ZM167 135H169V133L167 134ZM258 135V134H257ZM256 135V136H257ZM20 136V137H19ZM143 136H145V135H143ZM156 136V135H155ZM160 136H162L161 134H160ZM206 136V137H205ZM239 136V137H238ZM256 136H255V138H256ZM146 137V136H145ZM147 137H148V135H147ZM159 137V136H158ZM167 136H163L162 138L161 137H159L160 139H163L162 140V142L161 143H163V141L166 139V141H167V139L169 140L171 137L170 136H168V138H166ZM170 137V138H169ZM252 137H253V139H252ZM261 137V136H260ZM260 137H259V139H260ZM18 138H22V140L23 141H21L22 142V144H20V146H19V148H13V149H16V151H17V153H13V152H16V151H11V156H10V149L12 148H10L9 149V147L10 146H13L12 145V143L14 142V141H17L18 140ZM150 138V137H149ZM231 138V139H230ZM233 138L235 139V141L234 142H238V144L239 145H241V146H238V144H235L234 146L236 147L235 149H233V148H231V145L230 144H232V143H228L229 141H231L232 140V142H233ZM157 139V138H156ZM171 139H173V138H171ZM256 139H258V137L256 138ZM158 140V139H157ZM255 140V139H254ZM18 141H20V139L18 140ZM161 141V140H160ZM165 141V143H168V142H166ZM170 141V140H169ZM176 141H174V142H172V143H175ZM228 141V142H227ZM233 142V143H234ZM241 143V144H240ZM242 143H243V145H242ZM11 144V145H10ZM171 144V143H170ZM10 145V146H9ZM229 145V146H228ZM245 145V146H244ZM252 145V144H251ZM254 145H256V143L255 144H253L252 146H254ZM162 146H163V144H162ZM165 146H169V145H165ZM171 146V145H170ZM169 146V147H170ZM232 146H233V144H232ZM244 147V149H245V151L247 152V154H249V155H247L248 157H246V158H251V159H254L255 161H253L252 160V163H250L251 161H250V159H249V162H248V159H244V157H243V155H245V153L243 154V147ZM169 147H168V149H169ZM255 147V146H254ZM162 148V147H161ZM163 148H164V146H163ZM167 148V147H166ZM172 148V147H171ZM170 148V149H171ZM238 148V149H237ZM242 150H241V149ZM13 149H11V150H13ZM26 149V150H25ZM27 149H28V151H27ZM255 149V148H254ZM234 150V151H233ZM241 150V151H240ZM258 150V149H257ZM9 151V152H8ZM24 151H25V153H24ZM170 151V150H169ZM172 151H173V149H172ZM239 152H240V154H239ZM253 152H254V150H253ZM12 153L13 154H16L17 156L15 157V155H12ZM21 155V157L20 158H18V159H21L22 157V159L21 160H23V162H24V164H22L21 163V160H19L20 161V163L17 161V164H21V165H15V163H12L13 162V160L15 161V160H18L17 159V157H18V155L19 154ZM255 154H256V151L254 152ZM168 154V153H167ZM239 154V155H238ZM254 154V155H255ZM258 154V153H257ZM260 154V153H259ZM245 155V156H246ZM15 157L16 159H14L13 157ZM163 156V155H162ZM12 157V159H10ZM167 157V156H166ZM173 157V156H172ZM253 157V158H252ZM163 157H161V159H162ZM170 158V160L173 162L174 161V159H175V157H173L174 159L172 160L171 159V157H169ZM164 159V160H163ZM162 160H161V163H162V161H164L165 162V157L163 158ZM178 159V160H177ZM169 161V159L167 158L166 159V162L165 163H167L168 161ZM16 162V161H15ZM172 162H170L171 164L169 165V168H170V166H172ZM261 162H263V161H261ZM174 164H173V166H174ZM18 166V167H17ZM19 166H21V168H19ZM24 166V167H23ZM166 166V165H165ZM168 166V165H167ZM172 166V167H173ZM162 167H164L163 165H162ZM161 167V168H162ZM171 167V168H172ZM160 168V169H161ZM175 168V167H174ZM203 170H202V169ZM176 169V168H175ZM199 169H201L202 171H203V173L205 172V170H207L208 172H206V173H209V171L211 170V171H213V173H212V175H211V173H209L210 174V176H212L211 178L214 180H212V183H209V184H207L206 186L204 185L203 187L202 186H200L199 184H198V182H197V180L195 181L194 179H193V177H195V176H197L199 173H201V172H198L197 170H199ZM162 171L164 170V168L163 169H161ZM166 170V169H165ZM170 170H172V169H170ZM174 170V169H173ZM177 170H174V171H177ZM162 171H160V172H162ZM173 171V172H174ZM184 171H186V173L184 172ZM171 172V171H170ZM170 172H167V173H170ZM196 172H198V174L196 173ZM172 173V172H171ZM196 173V174H195ZM173 174V173H172ZM193 174H195V176H192ZM205 174V173H204ZM164 175V174H163ZM167 176V175H166ZM177 176H178V178H177ZM199 176V175H198ZM197 176V177H198ZM205 176V178H208V176H206V175H204ZM35 177V176H34ZM174 177V178H175ZM196 177V178H197ZM164 178H165V175H164ZM163 178V179H164ZM174 178L172 179V180H174ZM184 178V179H183ZM186 178V179H185ZM211 178H210V180H211ZM214 178H216V179H214ZM183 179V180H182ZM43 180V179H42ZM166 180H167V178H166ZM168 180H171V179H168ZM167 180V181H168ZM209 180V179H208ZM103 181V183H104V180H102ZM164 181V180H163ZM199 181V180H198ZM43 182H44V180H43ZM158 182H159V180H158ZM161 182H162V180H161ZM171 183H172V181H170ZM176 182V181H175ZM108 183V182H107ZM106 183V184H107ZM171 183H169L170 184V186H172L171 185ZM181 183V182H180ZM180 183H178V184H180ZM197 183V184H196ZM260 183V185H258ZM163 184H164V182H163ZM174 184H177V183H174ZM183 184H187V183H183ZM100 185V184H99ZM136 185H140V184H136ZM141 185H143V184H141ZM165 186L167 185V184H164ZM163 185V186H164ZM102 186V185H101ZM100 186V187H101ZM106 186V185H105ZM105 186H103L102 188H104ZM145 186V185H144ZM158 186V185H157ZM156 186V187H157ZM33 187H34V189H33ZM139 187H141V186H139ZM143 187V186H142ZM141 187V188H142ZM156 187H154L155 189H156ZM161 187V186H160ZM173 188H174V186H172ZM176 187V186H175ZM179 187H180V185H179ZM136 188H138V187H136ZM145 188V187H144ZM164 188V187H163ZM106 190L108 189V188H105ZM104 189V190H105ZM139 189V188H138ZM149 189H151L150 187H149ZM153 189V188H152ZM158 189H159V187H158ZM178 189V190H179ZM207 189V190H206ZM99 190H101V189H99ZM109 190V189H108ZM145 190V189H144ZM159 190H161V189H159ZM166 190H168L167 189V187H166ZM165 190V191H166ZM179 190V192H178V194H180V191ZM111 191H112V188H111ZM137 191V190H136ZM139 191H140V189H139ZM138 191V192H139ZM151 191V190H150ZM155 190L153 189V192H154ZM164 191V192H165ZM169 191H171V190H169ZM183 191H182V195H183ZM102 192H104V191H102ZM109 192H110V190H109ZM142 192H143V189H142ZM145 192H147V195L150 193H148V191H145ZM123 193H126V192H123ZM151 193H152V191H151ZM150 193V194H151ZM162 193H163V190H162ZM166 193H168V191L166 192ZM172 193V192H171ZM175 193V192H174ZM174 193H173V195H174ZM256 193V192H255ZM100 194V193H99ZM102 194H105V193H102ZM110 194H112V193H110ZM158 194H159V192H158ZM242 194L244 195V198H242L243 196H242ZM101 195V194H100ZM107 195H109L108 193H106V195L105 196H107ZM146 195V194H145ZM152 195V194H151ZM155 195V194H154ZM164 195V194H163ZM162 195V196H163ZM119 196H121V195H119ZM118 196V197H119ZM122 196H124V195H122ZM153 196V195H152ZM160 196V195H159ZM248 197L247 199H246V197ZM117 197V196H116ZM127 197H128V195H127ZM130 197V196H129ZM144 197V196H143ZM167 197V196H166ZM180 197V196H179ZM44 198H46V200H44ZM104 198V197H103ZM106 198V197H105ZM110 198V197H109ZM113 198H114V196H113ZM121 198V197H120ZM147 198H149L148 196H147ZM164 198V197H163ZM182 198V197H181ZM185 198V197H184ZM184 198H182V199H184ZM255 198V197H254ZM33 199L35 200V201H33ZM100 199L101 198H99V201H100ZM107 199H108V197H107ZM123 199V198H122ZM124 199H125V196H124ZM129 199H131V198H129ZM134 199H135V197H134ZM143 199H146V197L145 198H143ZM151 199H152V197H151ZM154 199V203L153 202H151V204H155V203H157V202H155L156 200H155V197L153 198ZM152 199V200H153ZM167 199V198H166ZM166 199H165V201H159L158 199V201L159 202H162V204H166V203H164V202H166ZM176 199V198H175ZM189 199H187L188 201H189ZM191 199H190V201H191ZM102 200V199H101ZM105 200V199H104ZM110 200H112V197L110 198ZM115 201H117V199L115 198L114 199ZM121 200V199H120ZM125 200H128V199H125ZM125 200H124V204H125ZM149 200H150V198H149ZM152 200H150V201H152ZM161 200V199H160ZM176 200H178V199H176ZM185 200V199H184ZM184 200H183V202H184ZM25 201H26V204H27V206H25L24 208H22V209H19L20 207H23L22 206V203L24 202L25 203ZM114 201V202H115ZM121 201H123V200H121ZM180 201H182L181 199H180ZM179 201V202H180ZM186 201V200H185ZM188 201H187V203H188ZM45 202H47V203H45ZM103 202V201H102ZM106 202H107V200H106ZM112 202V201H111ZM114 202H113V204H114ZM119 202V201H118ZM117 202V203H118ZM127 202V201H126ZM149 202V201H148ZM171 202V201H170ZM177 202V201H176ZM23 203V204H24ZM99 203H101V202H99ZM105 203V202H104ZM104 203H103V205H104ZM109 203H110V201H109ZM122 203V202H121ZM120 203V204H121ZM134 203H135V201H134ZM167 203H168V201H167ZM182 203V202H181ZM187 203H185L186 205H188ZM252 203V202H251ZM21 204V205H20ZM98 204V203H97ZM102 204V203H101ZM119 204V203H118ZM117 204V205H118ZM123 204V203H122ZM127 204V203H126ZM100 205V204H99ZM105 205H106V203H105ZM115 205H116V202H115ZM133 205V204H132ZM135 205H136V203H135ZM134 205V206H135ZM141 205V204H140ZM156 205V204H155ZM167 205V204H166ZM169 205H171V207H172V203H170ZM175 205V204H174ZM180 205V204H179ZM185 205V206H186ZM153 206V205H152ZM191 206H192V203H191ZM191 206H188V209H190V207ZM27 207V208H26ZM138 207V206H137ZM143 207V206H142ZM157 207V206H156ZM159 207H161V206H159ZM174 207V206H173ZM178 206H176L175 208H177ZM193 207V209L195 210L196 208H194L195 206L193 205L192 206ZM191 207V208H192ZM26 208V209H25ZM30 208V209H29ZM50 210H49V209ZM120 208H121V205H120ZM124 208V207H123ZM122 208V209H123ZM129 209H134V208H130V207H128ZM141 208V207H140ZM154 208V207H153ZM183 208V207H182ZM19 209V210H18ZM125 209L126 210H128L126 207H125ZM136 209H138V208H136ZM156 209V208H155ZM162 209V208H161ZM171 208H169V210H170ZM186 209H187V207H186ZM192 209V210H193ZM251 209H252V207H251ZM33 210V211H32ZM125 210V211H126ZM142 210V209H141ZM177 210V209H176ZM182 210V209H181ZM19 211V212H18ZM25 211H23V212H25ZM40 211V210H39ZM97 211V210H96ZM121 211V210H120ZM144 211H146V210H144ZM154 211V210H153ZM158 211V210H157ZM162 211V210H161ZM175 211V210H174ZM247 211V210H246ZM123 213H124V210L122 211ZM122 212L120 213L121 214V216H122ZM128 212V211H127ZM129 212H130V210H129ZM133 212H134V210H133ZM182 212V211H181ZM186 211H184V213H185ZM21 213V212H20ZM19 213V214H20ZM30 213V212H29ZM30 213V214H31ZM98 213H99V211H98ZM101 213V212H100ZM103 213H104V211H103ZM102 213V214H103ZM126 213V212H125ZM131 213V212H130ZM138 213V212H137ZM143 213V212H142ZM142 213H140L141 215H143ZM148 213H149V211H148ZM174 213V212H173ZM175 213H179V212H175ZM195 213V212H194ZM22 214H25V213H22ZM30 214H28V212H27V217H28V215H30ZM134 215H135V213H133ZM160 214V213H159ZM159 214H158V216H159ZM181 214V213H180ZM186 215H187V212L185 213ZM189 214V213H188ZM192 214V213H191ZM196 214V215H197ZM248 214V213H247ZM22 216V218H24V217H26V216ZM101 215V214H100ZM128 215H129V213H128ZM146 215H148V214H146ZM149 215H151V214H149ZM173 215V214H172ZM194 215V214H193ZM210 215V216H209ZM248 215H250V214H248ZM48 216H50V219H52L53 221H51L50 219H49V217ZM124 216V215H123ZM122 216V217H123ZM139 216V215H138ZM144 216H145V214H144ZM179 216V215H178ZM188 216V215H187ZM219 216V217H218ZM30 217V216H29ZM55 217V216H54ZM126 216H124V218H125ZM130 217H131V215H130ZM153 217V216H152ZM155 217V216H154ZM181 217H182V214H181ZM192 217V216H191ZM31 218H32V216H31ZM140 218V217H139ZM148 218V217H147ZM147 218H145V220L147 219ZM170 218V217H169ZM178 218V217H177ZM183 218V217H182ZM193 218H195V217H193ZM211 219H214V217L212 218V217H210ZM24 219H26V218H24ZM29 219V218H28ZM98 219V218H97ZM131 220V219H129V217H126V221H128V220ZM134 219H135V217H134ZM142 219V218H141ZM150 219H151V217H150ZM154 219V218H153ZM174 219H175V217H174ZM188 219V218H187ZM186 219V220H187ZM202 219H204V218H202ZM242 219V218H241ZM245 219V218H244ZM20 220V221H19ZM143 220H144V218H143ZM161 220H162V218H161ZM168 220V219H167ZM171 220V219H170ZM170 220H168V222L170 221ZM181 220V219H180ZM190 220V219H189ZM188 220V221H189ZM195 220V219H194ZM198 220V219H197ZM200 220V219H199ZM209 220V219H208ZM240 220V219H239ZM245 220H247V218L245 219ZM245 220L243 221V223L245 222ZM249 220V219H248ZM253 220V219H252ZM23 221V220H22ZM51 221V222H50ZM60 221V220H59ZM137 221H138V217H137ZM142 221V220H141ZM150 221V220H149ZM153 221V220H152ZM159 221V220H158ZM166 221V220H165ZM173 221V220H172ZM171 221V222H172ZM190 221H192V220H190ZM203 221H205V219L203 220ZM202 221V222H203ZM210 221V220H209ZM212 221V223H214V220H211ZM217 221V220H216ZM254 221V220H253ZM256 221V220H255ZM29 222V220L27 221V223ZM65 222V221H64ZM63 222V223H64ZM134 224L133 225H135L136 224V221L134 220ZM163 222V221H162ZM178 222V221H177ZM197 222H200V221H197ZM206 222V221H205ZM240 222H241V220H240ZM247 222V221H246ZM245 222V223H246ZM258 222V221H257ZM22 223L23 222H21V225L20 226H22ZM25 223H26V221H25ZM24 223V224H25ZM57 223H59V222H57ZM61 223H62V221H61ZM60 223V224H61ZM104 223V222H103ZM126 223V222H125ZM144 223H145V221H144ZM149 223V222H148ZM151 223V222H150ZM160 223V222H159ZM166 223V222H165ZM170 223V222H169ZM176 223V222H175ZM194 223V222H193ZM196 223V222H195ZM201 223V222H200ZM210 223V222H209ZM211 223V224H212ZM217 223V222H216ZM242 223V224H243ZM244 223V224H245ZM250 223V222H249ZM29 224H31V223H29ZM28 224V225H29ZM34 224V225H35ZM129 224V223H128ZM138 224H140V222L138 221ZM154 224V223H153ZM168 224V223H167ZM172 224H174V223H172ZM179 224V223H178ZM189 223H187V225H188ZM202 224V223H201ZM201 224H200V226H201ZM206 224V223H205ZM234 226H232L231 228H233L234 227V230H237L238 228H241L242 227V224H240V223H232ZM247 224V223H246ZM33 225V224H32ZM31 225V226H32ZM33 225V226H34ZM38 225L37 226H34V227H38ZM55 225H56V221H55ZM57 225H59V224H57ZM65 225H66V222H65ZM104 224H102V227H104L103 226ZM130 226L132 225V223L131 224H129ZM129 225H128V227H129ZM162 225V224H161ZM166 225V224H165ZM165 225H164V227H165ZM187 225H185L186 227H187ZM190 225H192V224H190ZM194 225V224H193ZM197 225H198V223H197ZM214 225V224H213ZM219 225V224H218ZM252 225V224H251ZM256 225H257V223H256ZM254 226V228L255 227H258V226ZM26 226V225H25ZM61 226H63V224L61 225ZM105 226H106V224H105ZM136 226V225H135ZM139 226V225H138ZM137 226V227H138ZM143 226H144V224H143ZM150 226V225H149ZM168 226V225H167ZM170 226L171 225H169V230L171 229L170 228ZM174 226H175V224H174ZM174 226H171V227H173L172 228V230H174L175 228H174ZM176 226H178V225H176ZM199 226V225H198ZM197 226V227H198ZM199 226V227H200ZM203 226H205V225H203L202 224V227H200V228H203ZM207 227H209L208 226V224L206 225ZM230 226V225H229ZM29 227H30V225H29ZM59 227V226H58ZM127 227V228H128ZM133 227V226H132ZM142 226H139V228H141ZM153 227V226H152ZM156 227H158V226H156ZM160 227V226H159ZM195 227H196V224H195ZM207 227H206V229H207ZM211 227H212V225H211ZM224 227H225V225H224ZM223 227V228H224ZM14 228H15V231H14ZM30 228H33V227H30ZM53 228H54V226H53ZM57 228V227H56ZM62 228H64V227H62ZM60 229V230H62L63 232H64V230L63 229ZM105 228V227H104ZM111 228V227H110ZM114 228V227H113ZM135 227H133V229L132 230H135L134 229ZM138 228V229H139ZM154 228V227H153ZM168 228V227H167ZM193 227H191V229H192ZM221 228V227H220ZM227 228H228V226H227ZM230 228V229H231ZM237 228V229H236ZM243 228H245V227H243ZM242 228V229H243ZM248 228V227H247ZM253 228V227H252ZM19 229V228H18ZM22 229V228H21ZM21 229H20V231H18V232H21ZM50 229V230H49ZM112 229V228H111ZM115 229V228H114ZM121 229H123V228H121ZM137 229V230H138ZM146 229V228H145ZM152 229V228H151ZM179 229V228H178ZM190 229V228H189ZM194 229V228H193ZM192 229V230H193ZM205 229V228H204ZM212 229V228H211ZM215 229L216 230H218L219 231V228L217 229L216 227H215ZM214 229V231L216 232V230ZM222 229V228H221ZM258 229V228H257ZM257 229H254V230H257ZM261 230L259 231V232H261L262 231V229L264 230V227L263 228H260ZM59 230V229H58ZM59 230V231H60ZM102 230V229H101ZM105 230H107V229H104V231ZM109 230V229H108ZM156 230H157V228L155 229V231H153V229H152V231L153 232H156ZM165 230H167V229H165ZM164 230V231H165ZM185 230V229H184ZM186 230H187V228H186ZM185 230V231H186ZM197 229H194V232L192 231V233H195V231H196ZM198 230H199V228H198ZM202 230V229H201ZM223 230V229H222ZM226 230V229H225ZM53 231H54V229H53ZM120 231V230H119ZM123 231V230H122ZM128 231H129V229H128ZM143 231H144V227H143ZM146 231H148V230H146ZM152 231H151V233H152ZM158 231V230H157ZM162 231V230H161ZM188 231V230H187ZM190 231V230H189ZM204 231V230H203ZM208 231H210L209 230V228H208ZM227 231H228V229H227ZM233 231V230H232ZM244 231H246V230H244ZM55 232H57L56 231V229H55ZM62 232V233H63ZM107 232V231H106ZM114 232H116V231H114ZM133 232H137V231H133ZM139 232H140V229H139ZM139 232L138 233H136V235H138L139 234ZM160 232V231H159ZM205 232V231H204ZM223 232V231H222ZM220 233V235L221 234H223V233ZM235 232V231H234ZM255 232V231H254ZM50 233V232H49ZM54 233V232H53ZM60 233V232H59ZM59 233L57 234V235H59ZM108 234H109V232H107ZM113 233V232H112ZM128 233V232H127ZM127 233H126V231H125V233H124V235L125 236H123L124 238L127 236ZM150 233V234H151ZM162 234H164L163 232H161ZM167 233V232H166ZM170 233V232H169ZM191 233V234H192ZM203 233V232H202ZM209 233V232H208ZM210 233H212V232H210ZM209 233V234H210ZM214 233V232H213ZM235 233H239V231L238 232H235ZM234 233V234H235ZM241 233V232H240ZM243 233V232H242ZM263 234H264V232H262ZM34 234V233H33ZM35 234V235H36ZM54 234H56V233H54ZM64 234V233H63ZM105 234V233H104ZM114 234V233H113ZM116 234H118L117 232H116ZM154 234H156V233H154ZM186 234V233H185ZM200 234H201V232H200ZM204 234V233H203ZM205 234H206V232H205ZM214 234H216V233H214ZM213 234V235H214ZM224 234H225V232H224ZM228 234V233H227ZM250 234H251V232H250ZM249 234V235H250ZM252 234H255V233H252ZM252 234H251V236H252ZM262 234V235H263ZM61 235V234H60ZM101 235H103V232H102V234ZM119 235H121V233L119 234ZM131 235H132V233H131ZM130 235V236H131ZM140 235H142V233L140 232ZM145 236L146 235H148V234H144ZM152 235V234H151ZM168 234H165V236H167ZM173 235V234H172ZM190 235V234H189ZM212 235V234H211ZM219 235V234H218ZM245 235V234H244ZM32 236H34V235H32ZM55 236V235H54ZM53 236V234H52V237H54ZM62 236L63 235H61L60 236V238H62ZM200 237H205V235H199ZM199 236H198V238H199ZM207 236V235H206ZM217 236V235H216ZM229 236V235H228ZM235 236H237L236 234H235ZM240 236V235H239ZM248 235H246V237H247ZM29 237V236H28ZM107 237V236H106ZM111 237V236H110ZM115 237H116V235H115ZM138 237V236H137ZM144 236H142V238H143ZM163 237V236H162ZM173 237H174V235H173ZM173 237H170L171 239H175L176 241H177V239L176 238H173ZM191 237V236H190ZM197 237V236H196ZM213 237V236H212ZM211 237V238H212ZM224 237H225V235H224ZM261 237H264V236H261ZM34 238H36L35 236H34ZM56 238H58L57 236H56ZM103 238H104V240H109V239H111V238H105V235L103 236ZM102 238V239H103ZM117 238V237H116ZM123 238V239H124ZM148 238H150L149 236H148ZM167 238V237H166ZM169 237H168V239H170ZM194 238V237H193ZM209 238V237H208ZM210 238V239H211ZM216 238V237H215ZM217 238H219V236L217 237ZM230 238V237H229ZM237 238V237H236ZM253 238V237H252ZM250 238L251 239V241L254 243V241H256V240H253V239H256V238ZM30 239H32V238H30ZM37 239V238H36ZM40 238H38V240H39ZM41 239V240H42ZM113 239H115V238H113ZM118 240L116 241V242H118L119 241V238H117ZM145 240H146V238H144ZM153 239H156V238H154V235H153ZM152 239V240H153ZM160 239H161V237H160ZM169 240V241H167L166 240V242H169V244H173V243H171L170 241H173V240ZM200 239V238H199ZM199 239H197V241H199ZM227 239H228V237H227ZM235 239V238H234ZM244 239H245V237H244ZM243 239V240H244ZM250 239H248L247 241H248V243H247V241H246V239L244 240V243H243V245H249V246H252V245H250L249 243H251L252 244V242H250ZM55 240V239H54ZM58 240V239H57ZM57 240H55L56 241V243H58V241ZM60 240H62V239H60ZM66 240V239H65ZM103 240V241H104ZM122 240V239H121ZM130 240H133L132 238L131 239H129V241ZM143 240V239H142ZM150 240V239H149ZM161 240H163V239H161ZM160 240V241H161ZM205 240V239H204ZM209 240V239H208ZM219 240V239H218ZM218 240H216V241H218ZM221 240V239H220ZM225 240H226V237H225ZM224 240V241H225ZM242 240V239H241ZM242 240V241H243ZM62 241H64V239L62 240ZM123 241V240H122ZM122 241H121V244H124V243H122ZM139 241V240H138ZM160 241H159V246L161 245L160 244ZM200 241H202V240H200ZM200 241H199V243H200ZM223 241V242H224ZM227 241V240H226ZM237 241V240H236ZM32 242V241H31ZM36 242H38V241H36ZM41 242V241H40ZM42 242V243H43ZM50 242V241H49ZM48 242V243H49ZM104 242H106V241H104ZM124 242H126V241H124ZM150 242H151V245H152V241L150 240ZM156 242V241H155ZM174 242V241H173ZM193 242H195V241H193ZM208 242V241H207ZM206 242V243H207ZM234 242V241H233ZM241 242V241H240ZM26 243V242H25ZM52 242H50V244H51ZM60 243H61V241H60ZM64 243V242H63ZM66 243V242H65ZM120 243V242H119ZM131 243H134V242H131ZM137 243V242H136ZM157 243H158V241H157ZM180 243V242H179ZM202 243V242H201ZM211 243V242H210ZM238 243V242H237ZM242 243V242H241ZM27 244V243H26ZM34 244V243H33ZM32 244V245H33ZM37 244H39V242L37 243ZM37 244H35V245H37ZM55 244V243H54ZM106 244V243H105ZM110 244V243H109ZM118 244V243H117ZM164 244V243H163ZM165 244H167V243H165ZM169 244H168V246H169ZM181 244V243H180ZM183 244H185L184 242H183ZM190 244H193V243H190ZM195 244H196V242H195ZM234 244H235V242H234ZM48 245V244H47ZM46 245V246H47ZM58 245V244H57ZM104 245V244H103ZM112 246H113V243L111 244ZM132 246H133V244H131ZM143 245V244H142ZM141 245V246H142ZM154 245V244H153ZM152 245V246H153ZM179 245V244H178ZM197 245V244H196ZM199 245V244H198ZM198 245H197V247H198ZM203 245V244H202ZM201 245V246H202ZM208 245H210V244H208ZM212 245V244H211ZM214 245V244H213ZM219 245V244H218ZM222 245V244H221ZM226 245H227V243H226ZM226 245H224V246H226ZM243 245L241 244V246L243 247ZM26 246V245H25ZM28 246V245H27ZM41 246V245H40ZM59 246H63V245H58V249L60 248ZM67 246V245H66ZM105 246H107V244L105 245ZM110 246V245H109ZM115 246V245H114ZM114 246H113V248H114ZM119 246V245H118ZM123 246V245H122ZM122 246H119V248L118 249H121L122 248ZM135 246V245H134ZM133 246V247H134ZM168 246H167V248H168ZM174 246H175V243H174ZM177 246V245H176ZM191 247H192V245H190ZM189 246V247H190ZM193 246H194V244H193ZM204 246V245H203ZM203 246H202V248H200V249H203ZM220 246V245H219ZM223 246V245H222ZM228 246H229V244H228ZM43 247H45V246H43ZM49 247V246H48ZM64 247H65V244H64ZM121 247V248H120ZM125 247H126V244H125ZM131 247V246H130ZM156 247H158V246H156ZM171 247V246H170ZM172 247H173V245H172ZM171 247V248H172ZM196 247V246H195ZM194 247V249H196ZM211 247V246H210ZM214 247V246H213ZM227 247V246H226ZM225 247V248H226ZM235 247H236V245H235ZM246 247H248V246H246ZM246 247H243L244 248V250L246 249ZM21 248V249H20ZM28 248V247H27ZM32 248V247H31ZM36 248V246L34 247V249ZM63 248V247H62ZM61 248V249H62ZM128 248V247H127ZM132 248V247H131ZM163 250H164V245L161 247ZM166 248V249H167ZM185 248V247H184ZM198 248V249H199ZM212 248V247H211ZM211 248H210V250H211ZM220 248H222V247H220ZM229 248V247H228ZM237 248V247H236ZM258 248V247H257ZM26 249V248H25ZM29 249V248H28ZM38 249V248H37ZM41 249V248H40ZM50 249H52L51 247H50ZM60 249V250H61ZM155 249V248H154ZM160 249V248H159ZM170 249V248H169ZM175 249V248H174ZM181 249V248H180ZM188 249V248H187ZM224 249V248H223ZM223 249H220L221 251L223 250ZM235 249V248H234ZM43 251L42 252H44V253H40L39 255H41V258L39 259L40 261H38V262H40V264H49L48 263V255L46 254L47 252H46V250L43 248L42 249ZM49 250V249H48ZM121 250H124V249H121ZM125 250H127L126 248H125ZM133 250H134V248H133ZM144 250H145V248H144ZM152 250V252H153V248L151 249ZM226 250H227V248H226ZM225 249H224V251H226ZM22 251H23V253H22ZM36 251V250H35ZM34 251V252H35ZM40 251V250H39ZM52 251V250H51ZM50 251V252H51ZM53 251H55V250H53ZM61 251H63V252H65V251H67V248L65 249V251H64V248L61 250ZM130 251H132V250H130ZM157 251H158V249H157ZM165 251V250H164ZM171 251V250H170ZM174 251V250H173ZM172 251V252H173ZM180 251V250H179ZM205 251V250H204ZM203 251V252H204ZM208 251H209V249H208ZM212 251V250H211ZM25 252V253H24ZM30 252V251H29ZM32 252V251H31ZM37 252V251H36ZM124 252V251H123ZM129 252V251H128ZM133 252V251H132ZM131 252V253H132ZM134 252H136L137 253V251L135 250ZM147 252V251H146ZM156 252V251H155ZM160 252V251H159ZM177 252V249L175 250V253ZM187 252V251H186ZM185 252V253H186ZM189 252V251H188ZM192 252V251H191ZM206 252V251H205ZM213 252V251H212ZM212 252H210V254L212 253ZM241 252H243V251H241ZM67 253V252H66ZM135 253V254H136ZM167 253H168V251H167ZM179 253V252H178ZM193 253H195V251L193 252ZM197 253V252H196ZM202 253V252H201ZM201 253H198V256H200L199 254H201ZM222 253H227V252H222ZM35 254V253H34ZM54 254V253H53ZM64 254V253H63ZM71 254V253H70ZM119 254V253H118ZM121 254V253H120ZM119 254V256H121ZM125 254H126V252H125ZM155 254V253H154ZM158 254V253H157ZM156 254V255H157ZM164 254V253H163ZM170 254V253H169ZM172 254V253H171ZM205 254V253H204ZM207 254V253H206ZM218 254H220V252L218 253ZM131 255V254H130ZM137 255V254H136ZM159 255H161V254H159ZM168 254H166V256H167ZM178 255V254H177ZM177 255L175 256V257H177ZM188 255L189 254H187V257H188ZM203 255V254H202ZM207 255H209V254H207ZM224 255V254H223ZM231 255V254H230ZM239 255H241V254H239ZM245 255V254H244ZM51 256H52V254H51ZM54 256V255H53ZM123 256H124V254H123ZM173 256H174V254H173ZM191 256V255H190ZM194 256V255H193ZM196 256H197V254H196ZM226 256V255H225ZM241 256H243V254L241 255ZM241 256H239V257H241ZM264 256V255H263ZM122 257V256H121ZM120 257V258H121ZM141 257V256H140ZM169 256H167V258H168ZM181 257V256H180ZM183 257V256H182ZM186 257V256H185ZM201 257V256H200ZM199 257V258H200ZM204 257V256H203ZM208 258L209 257H211V256H207ZM207 257L205 256V258L207 259ZM219 257V256H218ZM222 257V256H221ZM248 257V256H247ZM51 257H49V260L51 261V259H50ZM123 258V257H122ZM128 258V257H127ZM133 258H134V256H133ZM194 258V257H193ZM197 258V257H196ZM196 258H194V259H196ZM233 258V257H232ZM231 258V259H232ZM235 258V257H234ZM237 258H238V256H237ZM243 258V257H242ZM242 258L240 259V258H238V260L240 261H235L234 259H232V263L230 262V263H228V264H242L241 263V261H242ZM244 258H245V256H244ZM55 259V258H54ZM53 259V260H54ZM72 259V258H71ZM74 259V258H73ZM174 259V258H173ZM176 259V258H175ZM190 259V258H189ZM193 259V260H194ZM218 259H220V258H218ZM224 259V258H223ZM226 259H228V258H226ZM225 259V260H226ZM248 259V258H247ZM262 259V258H261ZM257 260L258 262H260L259 264H264V259L263 260ZM14 260V261H13ZM140 260V259H139ZM167 259H165L164 261H166ZM199 260V259H198ZM203 261L205 260V259H202ZM202 260H201V262H202ZM233 260H234V262H233ZM254 260V259H253ZM60 261L61 260H59V263H60ZM136 261V260H135ZM158 261H160V260H158ZM168 261H169V259H168ZM172 261V260H171ZM171 261H170V264H171ZM173 261H176V260H173ZM180 261V260H179ZM187 261V260H186ZM191 261V260H190ZM230 261V260H229ZM244 261V260H243ZM251 261V260H250ZM57 262V261H56ZM56 262H52V264L53 263H56ZM127 261H125V263H126ZM140 262H142V258H141V261ZM177 262V261H176ZM184 262V261H183ZM189 262V261H188ZM199 262V261H198ZM205 262H207V261H205ZM218 262V261H217ZM221 262V261H220ZM223 262V261H222ZM228 262V261H227ZM227 262H226V264H227ZM245 262V261H244ZM248 262H249V260H248ZM257 262V263H258ZM132 263V262H131ZM139 263V262H138ZM161 263V262H160ZM168 263V262H167ZM166 263V264H167ZM179 263V262H178ZM210 263V262H209ZM216 263V262H215ZM224 263V262H223ZM223 263H219V264H223ZM253 263V262H252ZM50 264H51V262H50ZM174 264V263H173ZM202 264V263H201ZM205 264V263H204ZM244 264V263H243ZM246 264V263H245ZM248 264V263H247ZM256 264V263H255Z\"/></svg>",
    "mask_w": 264,
    "mask_h": 264
}]
</instances>
